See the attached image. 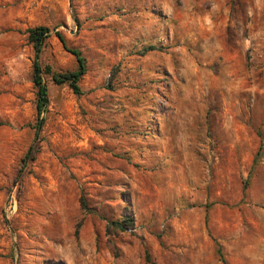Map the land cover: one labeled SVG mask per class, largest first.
Listing matches in <instances>:
<instances>
[{"label":"rangeland","instance_id":"rangeland-1","mask_svg":"<svg viewBox=\"0 0 264 264\" xmlns=\"http://www.w3.org/2000/svg\"><path fill=\"white\" fill-rule=\"evenodd\" d=\"M0 264H264V0H0Z\"/></svg>","mask_w":264,"mask_h":264},{"label":"trees","instance_id":"trees-1","mask_svg":"<svg viewBox=\"0 0 264 264\" xmlns=\"http://www.w3.org/2000/svg\"><path fill=\"white\" fill-rule=\"evenodd\" d=\"M50 30L43 26L34 27L27 30L28 42L31 44L35 56L32 64V85L35 90V136H38L42 129L44 118L42 115L47 111L49 105L48 90L44 81V75L50 76L52 82L57 85H68L75 95H81L79 82L86 73V60L78 49L67 46L64 37L61 33L56 32L55 36L63 46L64 50L72 55L76 60V68L63 73L52 72L49 66L43 67L39 61V55L46 38L49 36ZM31 150L27 152L25 160L28 158ZM25 162V161H23ZM134 226L132 219L129 216H123L118 221L111 222L106 226V234L113 236L119 232H124L127 229H132Z\"/></svg>","mask_w":264,"mask_h":264}]
</instances>
